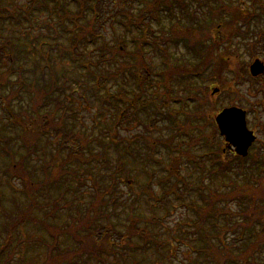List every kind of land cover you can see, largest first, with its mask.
<instances>
[{"label": "trees", "instance_id": "trees-1", "mask_svg": "<svg viewBox=\"0 0 264 264\" xmlns=\"http://www.w3.org/2000/svg\"><path fill=\"white\" fill-rule=\"evenodd\" d=\"M209 1L215 3L214 6L216 7L211 12L206 13V16L202 15L199 10L206 8L207 6H203V4H208ZM237 1L240 3L236 6L234 4ZM115 3L116 0H70L69 3L66 0H39L35 8H43L47 15L48 24L44 26L46 32L43 31L44 27L40 28L42 33L44 32L43 37L33 39L34 37L29 36L30 40H28L26 35L25 38L16 40L10 36H1L0 31V39L4 38L0 41V44H3L0 45V54H2L1 46L6 48L9 46L10 52L13 51L10 63L13 66L16 62V67H14L16 72L24 76H27L30 71L33 72L32 69H37L36 63L30 58L33 55L35 60L40 58L43 60L41 68L43 71L47 70V73L50 72L49 74H53V61H67L72 68L81 72V79H71L72 85L75 86L70 92L76 93L85 86L91 96L86 103L95 107V100L99 103L98 107L100 108L111 106L115 111L114 126L118 127L123 124L121 119L129 110L135 113L138 107H141V110L148 107L147 101H142V99H146L145 89L149 80L148 76L151 73L145 67L142 55L146 46H152L154 52H159L160 55L164 52L167 53L166 58L162 56L164 57L165 69L162 74L161 72L156 74L162 76V83L184 86L183 91H187L190 96L187 95L183 99L180 97L173 98V101L180 103L183 108L180 110L181 112L171 111L168 113L172 127L181 132V124L183 123L179 120L178 115L182 113L186 117L184 133H188L191 128L202 127L199 122H203V119L216 131L215 123L205 116L202 109L207 104L211 105L207 91L209 87L216 83V86L218 85L222 91L228 80L229 75L223 72L225 68L231 65L228 61V42L230 43L229 39L236 34L229 36L230 38H224V32L238 33L237 39L245 43L244 47L249 57L252 56L253 58L256 53H260L264 58V31L260 30L257 35L252 32V21L257 20L259 23H264V0H120L124 7L122 4L116 5ZM117 7L120 9L117 11L118 15L113 18V23H118L122 33L136 32L132 40L137 46L133 64H129L126 60H116L114 63L115 56H124L128 52L125 50L123 41L115 39L114 42H109L104 34L111 18L110 13L115 12ZM192 7L197 12L191 10ZM159 12L166 13L167 16L164 18ZM30 16L31 11L27 10L22 17L25 21H29ZM149 17L154 22H159V19L169 21L167 31H163L165 29L163 26L160 33L163 42L159 36L156 38L153 35L159 41L151 42L149 45L151 39L149 32L152 35V29L148 23ZM19 19L18 14L0 13L2 23L10 22V25L18 26L20 24ZM165 40H167L166 43ZM178 41L181 44L182 41L184 42L185 51L181 54L173 52L170 57L168 52H171L172 46L168 42L175 45ZM24 42H27L25 48L23 47ZM173 48L176 47L173 46ZM171 63L173 66L177 63L176 67H184L186 73L170 78ZM112 64H116L113 73L109 71ZM27 65L32 66V69H27ZM131 66L134 68L129 71ZM235 70L237 78H246L249 83H253L254 78L249 76L247 69L243 73H240L239 68ZM126 71L132 78V85L134 83L132 90L122 85H115L114 88H117V91L112 92L109 87H106L110 83H117L118 78H121L122 83H125L127 80L124 79V72ZM189 71L190 73H188ZM61 72L60 75L62 76L64 72ZM53 77L56 78L57 76L54 75ZM197 77L200 78V84H192V79H197ZM61 78L57 77L58 83L55 82L56 79L48 83L44 80L40 81L43 90L41 92L44 93V98L40 106L37 107L38 110L43 111L44 115L40 121V132L45 127H50L59 117L64 124V117H61L64 115L59 114L62 113L63 107ZM68 79L65 75L66 87H68ZM87 79L91 81L90 84L86 82ZM31 81V84H35L34 87L38 86L39 82L35 78ZM0 89L4 90V86H1ZM256 90L264 93L263 88ZM101 92H103L102 96ZM131 93L133 94L130 97ZM192 93H198L196 96L199 95V98L196 99V96L191 95ZM11 94H15L12 89L8 91L5 97L8 98ZM5 99L2 98L4 104ZM11 99H8L10 102L7 101V103L10 104ZM189 101L195 103L197 109L194 111L187 109ZM158 106L156 105L154 109L157 113L162 114L161 108ZM54 112L59 113L54 114ZM127 114L130 115L128 118H132L133 114ZM7 115L14 120L17 117L10 111ZM73 116L76 117L75 114ZM126 121L124 123H129L128 119ZM147 122L149 126L152 125V118L148 117ZM140 138L139 135L137 140ZM101 140L103 142V139ZM202 140L204 143L201 150L205 148L207 150L198 156L199 160L191 152V148H188L189 150L186 151L185 155L186 159L188 156L191 157V163L196 164L199 170H203L208 164L207 171L210 177H206L202 173L200 180L194 181L193 188L190 185L191 182H188L187 178L182 177L180 173V159L175 158V147L166 140H159L166 149V156L170 158L169 163H160L154 157L151 159L144 157L145 160L147 159V163L152 161L156 165H160L164 172L165 175L158 180V186L164 191L163 194L155 196L152 193L148 184L153 176L152 174L150 176V171L145 167L147 163L144 162L142 171L145 175V182L139 185L138 191L132 190L134 193L132 198L128 194L124 196L126 198L125 203H120L114 197L115 207L118 206L122 209L121 205L124 204L123 212L126 213L125 221L127 222L122 224V227L117 228V224L110 222L112 219L106 217L102 210L107 204L105 196L109 195L111 189L117 192V173L115 171L111 175V184L109 186L108 183L104 184L103 190L96 182L97 192L88 205L86 215L79 210L78 216H70V222L66 221L65 224L68 226L65 231H68L70 226L74 228V240H78L80 237L78 235L80 229L85 230L83 242L87 245L78 244L70 251L62 253L55 249L57 254L52 259H48L46 264L58 262L89 264L91 259L96 264H127L126 262L129 260L132 261L131 264H136L140 260H137L132 253L142 249L152 252L157 264H255L254 259H252V251L254 248L258 249L264 246V193L261 194L262 192H260L264 187L262 186L264 144L260 145L257 152L248 153L243 158L229 150L224 153L221 152L220 146L214 149L216 143L209 137ZM133 142L135 141L112 140L114 150L120 152L121 155L124 152L127 157H130L129 154L131 155ZM143 144L146 149L152 151L155 145L154 139L143 140ZM135 154L131 159L137 161L141 157L138 151ZM27 156L28 152L26 156L19 158L23 165ZM93 156L99 160L107 161L105 155L99 157V154H92L91 157ZM75 158L79 157L73 151L69 154V159L63 160L55 155V162L56 165H59L57 162H70ZM11 161L4 169V175L10 182L12 178H19L23 181L26 188H21V190L23 196L29 200L32 211L35 205L33 204L34 196L29 185V177L22 176L21 170H18L17 166L21 164L20 162L18 164L17 161L14 162L13 157ZM137 163L140 164V161ZM116 170L119 172L120 169L116 167ZM220 176L223 177L220 179H226L236 186H231L230 191L227 188L225 191H218L219 188L222 189V186L217 183ZM130 182H134V180H126L127 185H130ZM213 182H215V186ZM51 189V187L48 188L44 197L52 194L49 192ZM136 194L141 195L140 198H144L143 209L140 208L141 204L133 202V198L136 200ZM58 197L51 204H55L59 199ZM230 204L235 205V208L230 207ZM176 207L181 210L183 215L180 220L175 222L180 228L177 229L176 234H172L173 231L165 220L169 212ZM147 209L148 212H154L153 217L147 218L146 215L140 213V211L143 212ZM52 210L55 211L54 206ZM22 221H25L24 216L16 219L7 227L4 242L0 244V264H9L10 261L7 260L9 257H5V253L8 252L12 244L13 233L16 232ZM36 224L47 232L53 241L57 240L62 230V228L53 227L46 219L36 221ZM177 245H183L182 256L175 250ZM190 253L195 256V260L192 262L187 260ZM85 255L88 256L87 259ZM114 257H120L121 261L109 263L108 258Z\"/></svg>", "mask_w": 264, "mask_h": 264}, {"label": "rangeland", "instance_id": "rangeland-1", "mask_svg": "<svg viewBox=\"0 0 264 264\" xmlns=\"http://www.w3.org/2000/svg\"><path fill=\"white\" fill-rule=\"evenodd\" d=\"M38 1L39 0H0V13L10 12L11 14H18V18H20V24L18 26L10 25V22L2 23L3 20L0 21L1 36H10L12 39L16 40L25 38L26 35L28 40H30L29 36L34 37L33 39L42 38L44 32L42 33V29L40 28L48 24L47 15L43 8H35L37 7ZM66 1H68V3L70 2V0ZM119 3L120 0H116L115 4H122ZM239 3L240 1H237L234 5L237 6ZM214 4L215 3L212 1H209L208 4L204 3L203 6L207 7L202 10L200 9L199 12L206 16V13L211 12V10L216 7ZM122 6L124 7V4H122ZM249 7L252 9L251 5ZM119 9L120 7H117L114 10L115 12L110 13L111 18L104 34L109 42H114L115 39L123 41L126 52L130 53H125L124 56H115L114 63L116 60H126L129 64H133V59L135 58L134 52L137 46H135L132 40L136 32L134 31L131 34L126 32L122 33L118 23H113V18L118 15L117 11ZM27 10L31 11L29 21H25L23 18L24 12ZM191 10L197 12L193 7ZM160 14L164 18L167 16V14L163 12ZM149 19L151 20L150 17ZM207 19L209 18L207 17ZM150 20L148 23L152 29V35L149 32V38H151L149 45L151 42L159 41V39H155V37H160L163 26L165 27L163 30L165 32L169 27V21L166 19H159V22ZM257 22V20L252 21V32L256 35L260 30L264 31V23ZM43 31L46 32L45 27ZM254 34H252V36H254ZM153 35H155V37ZM231 35H235L233 38L229 39L230 43L227 41L229 48L228 61L231 65L223 71L229 75L228 80L222 91H220L218 85L216 86V83L209 87L207 91L211 100V105H205L202 111L205 113V116L212 119L215 123V116L225 107L237 106L238 108L244 109L246 111L247 127L252 130L256 136L255 141L248 149V153L252 154L260 149L259 147L261 144H264V93L256 90L264 89V73L257 77H252L254 78L253 83H249L246 78H237L235 69L238 70L239 68L240 73H243V71L247 69L249 74V66L251 63L256 59L264 62V58L260 53H256L253 58L252 56L249 57L244 47L245 43L237 39L238 33L235 32L230 34L229 31L224 32V38H228ZM183 37L184 36H182V38ZM3 39L4 38L0 39V41ZM183 39H185V37ZM166 42L167 40H165V43ZM183 43V41L182 44L178 41L177 44L174 45L168 42V44L172 46V49L170 48L171 52L167 51L170 57L173 52L181 54L185 51ZM26 46L27 42H24L23 47L25 48ZM173 46L176 48H173ZM10 49L9 46L7 48L1 46L2 54H0V88L4 86V90L0 89V244L4 242L6 229L10 223L21 218V216H24L25 221H22L21 225L16 229V232L13 233L12 244L8 252L5 253V257H9L7 259L10 261L8 262L9 264H46L48 259H52V257L57 254L55 249L62 253L70 251L78 246V244L87 245V243L83 242L85 230L80 229V232H78L80 237L78 240H74V228L70 226L68 231H65L68 227L65 225L66 221L70 222V216H78L79 210L82 211V214L85 213L86 215L89 208L88 205L97 192L96 182L99 183L101 190H103L102 187L104 184L108 183V186L111 184V175L115 171L117 173V184L119 186L117 185V192L111 189L109 195L105 196L107 204L102 210L106 217L112 219L110 222L117 224V228L122 227V224H126V213L123 212L125 206L122 204V209L118 206L115 207L114 197L117 198L120 203H125L126 198L124 196L128 194V196L132 198L134 195L132 190L138 191L139 185L145 182V175L142 171V164L144 162L147 163L145 157H149L150 159L154 157L159 160L160 163H169L170 158L166 156V149L160 144L161 142H159V140H166L175 147V158L180 159V173L182 177L187 178L188 182H191L190 185L193 188L194 181L200 180L201 175L204 174V176L210 177L207 171L209 165L206 164L203 170H199L196 164L191 163L190 156L186 159L185 153L189 150L188 148L192 149L191 152L194 153L199 160L198 156L207 150L206 148L201 150L204 143L202 139L206 140V138L209 137L216 143L214 149L220 146L221 152L224 153L228 150V146L224 142V138L219 134L217 127L215 131L214 127L212 128L204 119L203 122H199L202 127L199 126L197 129L191 128L188 130V133H184L183 128L185 127L184 122L186 117L181 113L178 115L179 120L183 123L181 124V132L172 127L170 119L168 118V113L171 111L181 112L180 110L183 108L180 103L174 102L173 98L180 97V99H183L185 96H189V94L187 91H183L184 86L162 83V76L156 75L160 72L162 74L165 69L163 59L164 57L166 58V52L160 55L159 52H154L152 46H146L143 49L144 54L142 58H144L145 67H147L151 73L148 76L149 80L145 89L146 99H142V101H147L148 107L147 109L145 108V110H141V107H138L135 113L129 110L127 113L133 114L132 118H128L130 115L126 113L124 118L121 119L123 124L115 127V111L111 106L108 108H100L98 107L99 103L97 101L95 102V100V107L87 104V99L91 96L85 86L76 93L70 92L75 86L72 85L73 81L71 79H81V72L78 69L72 68L67 61L56 60L53 61V74H49L50 72L47 73V70L43 71L41 68L43 60L40 58L37 59V61L33 55L30 58L32 59L31 61L36 63L37 69L34 70L32 66L27 65V69L31 68L33 72L30 71L27 76H24L16 72L14 68L16 67V62L13 66L12 63H10L13 52H10ZM115 65L116 64H112L110 66L109 71H111V73L115 71ZM176 66L177 63L174 66L172 63L170 64V78L171 76H181V74L186 73L184 67ZM133 68L134 67L130 68L129 71H132ZM61 71L64 72V74ZM127 73L129 72H124V79L125 81L127 80L125 83H122L121 78H118L117 83H110L106 87H109L112 92L117 91V88H114L115 85H122L132 90L134 83L132 85V78ZM188 73H190V71ZM54 75L59 79L62 77L60 83H63L60 84L63 96L62 113L54 112V114H63L64 116L61 117H64V124L59 117L50 127H45L44 130L42 128L43 131L40 132V121L44 118L43 111L37 108L44 98V93L41 92L43 90L41 89L40 81L44 80L48 83L56 79L55 82L58 83L59 80L57 77H53ZM65 75L69 78L67 80L68 87H66L64 83ZM249 76L251 75L249 74ZM33 78L39 82L38 86L34 87L35 84H31ZM199 79L198 77L197 79H192L191 83L199 85ZM29 81L30 83H28ZM86 82L88 84L91 83L88 79ZM3 83L5 84L1 85ZM10 89L14 90L15 94H11L7 98L5 95H7ZM213 91L215 92L213 93ZM102 94L103 92H101V96ZM132 94L133 93L130 94V97ZM196 94L198 93H192L191 95L196 96ZM2 98H6L5 104L2 103ZM198 98L199 95L196 96V99ZM8 99H11L10 104L7 103ZM156 105H159L158 107L161 108L162 114L155 111L154 107ZM188 106L187 109L192 111L197 109L196 104L191 101L188 102ZM8 111L13 113L14 116H17L15 120L9 118L7 115ZM74 114L76 117L73 116ZM148 117L152 118V125L150 126L147 122ZM258 118L260 119L258 120ZM126 119L129 120V123H124ZM72 130L74 131L72 132ZM214 134L217 135L214 136ZM139 135L141 138L137 140ZM148 138L154 139L155 145L152 151L146 149L143 144V140L146 141ZM101 139H103V142H101ZM115 139H123L126 142H129V140L135 141L131 147L130 157H127L124 152H121V155L120 152L114 150L112 140ZM73 151L77 153V157L79 158L72 159L70 162H57L59 165H56L55 155H58V157L63 160L69 159V154ZM137 151L141 158L135 161L131 158L136 155L135 152ZM27 152L28 156L23 165L19 161V158L26 156ZM92 154H99V157L105 155L107 161L105 162L103 159L99 160L95 156L91 157ZM12 157L14 158V162L17 161V164L19 162L21 163L18 164L17 168L21 170L22 176L25 175L26 178L29 177V185L33 190L34 196L33 204L35 205L32 211L30 210L31 204L29 200L23 196L21 190V188H26L23 181L19 178H12L10 182L4 175V169L12 162ZM139 161L140 164L137 163ZM116 167L120 169L119 172L116 170ZM145 167L150 171V176L151 174L153 176L148 184L152 193L155 196H160L164 191L159 188L158 180L165 175L164 172L161 170L160 165L158 166L152 161H149ZM220 178L223 177H218L217 183L222 186V189L219 188L218 191H225L226 188L230 191L231 186H236L229 183L228 180H222ZM127 179H131V181L134 180V182H130V185H127ZM226 182L228 183L226 184ZM214 183L215 182H213V185L215 186ZM262 186H264V179ZM49 187L52 188L49 190L52 194L44 197ZM184 188L186 187L184 186ZM263 189L260 190V192H262L261 194L264 193ZM57 197L59 199L55 204H51ZM140 197L141 195L139 196L136 194V200L133 198V202L141 204L140 208L143 209L144 198ZM53 206L55 211L52 210ZM133 206L134 204L132 207ZM230 207L235 208V205L230 204ZM140 213L146 215L147 218L154 216V212H148V209L143 212L140 211ZM182 215L181 210L177 207L169 212L165 221L171 227L173 231L172 234H176L177 229L180 228L175 222L176 220H180ZM45 219L53 227L62 228L56 241H53L52 237L36 224V221L39 222ZM120 220L122 221L120 222ZM182 246L183 245H177L175 249L180 256H182ZM53 251L55 252L53 253ZM132 255L136 257L137 260H140V262H136V264H157L155 263L153 253L147 252L146 249L132 253ZM85 257L86 259L88 258L86 255ZM252 259H254L255 264H264V246L258 249L254 248L252 251ZM187 260L192 262L195 260V256L190 253ZM115 261L120 262V257L108 258L109 263ZM126 263L131 264L132 261L129 260ZM56 264H63V262H58ZM89 264L96 263L91 259Z\"/></svg>", "mask_w": 264, "mask_h": 264}, {"label": "water", "instance_id": "water-1", "mask_svg": "<svg viewBox=\"0 0 264 264\" xmlns=\"http://www.w3.org/2000/svg\"><path fill=\"white\" fill-rule=\"evenodd\" d=\"M249 73L252 77L262 75L263 62L259 59L253 61L249 66ZM215 123L228 148L241 157L247 156L248 149L256 137L247 127L246 112L235 106L225 107L215 116Z\"/></svg>", "mask_w": 264, "mask_h": 264}]
</instances>
